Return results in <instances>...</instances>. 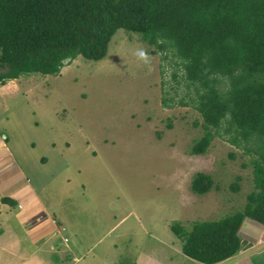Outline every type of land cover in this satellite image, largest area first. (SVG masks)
Here are the masks:
<instances>
[{
    "label": "rangeland",
    "instance_id": "1",
    "mask_svg": "<svg viewBox=\"0 0 264 264\" xmlns=\"http://www.w3.org/2000/svg\"><path fill=\"white\" fill-rule=\"evenodd\" d=\"M147 49L121 29L99 61L80 56L57 76L0 84V130L41 197L69 222L57 242L70 251L50 264L160 259L163 249L183 243L173 223L190 230L194 222L231 215L254 190L251 155L225 139L216 137L204 155L191 154L204 134L195 125L202 118L191 106L164 105V98L189 97L162 55ZM197 172L213 177L211 192L191 191ZM240 234L248 237L243 256L228 264L245 256L264 264L262 240Z\"/></svg>",
    "mask_w": 264,
    "mask_h": 264
},
{
    "label": "trees",
    "instance_id": "2",
    "mask_svg": "<svg viewBox=\"0 0 264 264\" xmlns=\"http://www.w3.org/2000/svg\"><path fill=\"white\" fill-rule=\"evenodd\" d=\"M121 29L137 34L147 54L162 55L186 89L188 101L164 98V105L199 112L204 134L192 155L206 154L216 137L251 155L254 190L242 209L190 230L171 226L188 257L228 260L242 249L246 219L264 225V0H0V84L57 76L80 56L99 61ZM213 186L204 172L191 181L198 195Z\"/></svg>",
    "mask_w": 264,
    "mask_h": 264
},
{
    "label": "crops",
    "instance_id": "3",
    "mask_svg": "<svg viewBox=\"0 0 264 264\" xmlns=\"http://www.w3.org/2000/svg\"><path fill=\"white\" fill-rule=\"evenodd\" d=\"M9 140V136L0 130V264H50L51 258H58V255L66 257L65 253L70 251L67 247L61 249L57 242L69 228V222L59 218L60 208L51 210L50 205L41 197L11 150ZM23 160L27 163V159ZM41 191L46 192L47 187H41ZM72 228L75 229V225ZM241 232L258 236L264 244V225L246 219ZM241 239L242 249L234 256L236 258L242 255L248 237L245 241L242 236ZM44 251L47 259L42 254ZM161 254L160 259L150 258L144 264H203L185 255L182 245L174 250L163 249ZM234 257L218 264L232 263ZM246 258L235 260L233 264H252L251 259L247 261ZM75 260L78 261L77 258Z\"/></svg>",
    "mask_w": 264,
    "mask_h": 264
},
{
    "label": "bare ground",
    "instance_id": "4",
    "mask_svg": "<svg viewBox=\"0 0 264 264\" xmlns=\"http://www.w3.org/2000/svg\"><path fill=\"white\" fill-rule=\"evenodd\" d=\"M255 230V229H254Z\"/></svg>",
    "mask_w": 264,
    "mask_h": 264
}]
</instances>
